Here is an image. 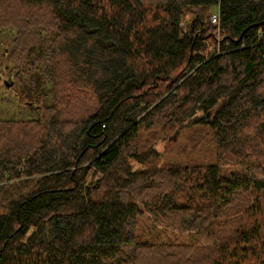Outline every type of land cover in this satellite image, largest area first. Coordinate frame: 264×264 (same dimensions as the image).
I'll use <instances>...</instances> for the list:
<instances>
[{
	"label": "trees",
	"instance_id": "16d2710c",
	"mask_svg": "<svg viewBox=\"0 0 264 264\" xmlns=\"http://www.w3.org/2000/svg\"><path fill=\"white\" fill-rule=\"evenodd\" d=\"M263 19L264 0H0L34 111L0 118V264H264V24L239 38ZM145 213L195 241L141 238Z\"/></svg>",
	"mask_w": 264,
	"mask_h": 264
},
{
	"label": "rangeland",
	"instance_id": "374dc122",
	"mask_svg": "<svg viewBox=\"0 0 264 264\" xmlns=\"http://www.w3.org/2000/svg\"><path fill=\"white\" fill-rule=\"evenodd\" d=\"M192 16L191 12H187L183 19V26L185 27L188 21ZM13 35L12 30H5L0 33V57H1V48L8 47L10 39ZM217 35V40H219V35ZM10 66L9 62H6L0 59V118H29L34 116V111L27 105L21 104L18 102L15 96V89H9L10 86H6L5 81L8 80V67ZM183 142V138L177 139V143L181 144ZM157 146L160 150L164 152L162 159L167 160H181V161H189L190 155L189 154H182L179 152V148H176L173 153L167 149L168 142L167 140H158ZM173 145V147H175ZM209 148V144L205 145ZM196 159H203V155L200 153L194 154ZM137 231L139 235L143 239H152L156 238L157 240H165V241H182V242H193L195 241V235L192 233H178V232H170V231H163L156 227H153L148 215L145 213L142 215L141 219L139 220V224L137 226Z\"/></svg>",
	"mask_w": 264,
	"mask_h": 264
},
{
	"label": "built area",
	"instance_id": "2783aa9c",
	"mask_svg": "<svg viewBox=\"0 0 264 264\" xmlns=\"http://www.w3.org/2000/svg\"><path fill=\"white\" fill-rule=\"evenodd\" d=\"M209 22L213 26V33L215 35L216 34L219 35V32H220V18H219L218 11H213L212 13L209 14ZM181 26H182L183 30H185V27L183 26V22H181ZM210 49L211 50L212 49L216 50V54L220 53V48H219L218 44H216L215 46H212Z\"/></svg>",
	"mask_w": 264,
	"mask_h": 264
},
{
	"label": "water",
	"instance_id": "95a60500",
	"mask_svg": "<svg viewBox=\"0 0 264 264\" xmlns=\"http://www.w3.org/2000/svg\"><path fill=\"white\" fill-rule=\"evenodd\" d=\"M264 24V19L263 20H260V21H257L255 23H252L251 25H249L248 27L244 28L243 31L241 32L239 38H241V36L246 32L247 29L249 28H252V27H258V26H261ZM5 84L6 86H11L12 85V82H8V81H5Z\"/></svg>",
	"mask_w": 264,
	"mask_h": 264
}]
</instances>
